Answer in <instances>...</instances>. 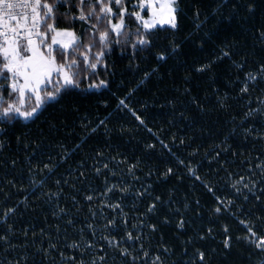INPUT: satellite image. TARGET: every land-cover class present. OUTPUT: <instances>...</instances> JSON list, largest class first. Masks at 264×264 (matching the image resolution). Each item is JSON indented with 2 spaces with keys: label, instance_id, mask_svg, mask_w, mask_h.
<instances>
[{
  "label": "trees",
  "instance_id": "trees-1",
  "mask_svg": "<svg viewBox=\"0 0 264 264\" xmlns=\"http://www.w3.org/2000/svg\"><path fill=\"white\" fill-rule=\"evenodd\" d=\"M138 1L40 0L78 40L26 118L0 88V264H264V0Z\"/></svg>",
  "mask_w": 264,
  "mask_h": 264
},
{
  "label": "rangeland",
  "instance_id": "rangeland-1",
  "mask_svg": "<svg viewBox=\"0 0 264 264\" xmlns=\"http://www.w3.org/2000/svg\"><path fill=\"white\" fill-rule=\"evenodd\" d=\"M176 2L177 0H139L133 14L144 29L163 25L173 27L175 26ZM121 13L123 15L125 10L123 9ZM123 25V19L116 22L111 21V27L116 33L122 29ZM57 30L54 31L49 43L40 40L39 31L29 40L9 41L3 49V58L6 60L3 69L7 73L0 72V88L7 87L9 92L16 93V98L10 103L9 109L17 116L22 118L28 116L23 109L27 100H32L37 106L42 103V90L45 87L71 82L69 65H57L51 51L56 47L68 51L77 42L78 37L68 29H59L64 30L70 36H66L67 42L62 41L64 38L62 37L57 44L55 40ZM258 243H264V239L260 238Z\"/></svg>",
  "mask_w": 264,
  "mask_h": 264
},
{
  "label": "built area",
  "instance_id": "built-area-1",
  "mask_svg": "<svg viewBox=\"0 0 264 264\" xmlns=\"http://www.w3.org/2000/svg\"><path fill=\"white\" fill-rule=\"evenodd\" d=\"M40 0H0V55L9 41H26L40 31Z\"/></svg>",
  "mask_w": 264,
  "mask_h": 264
},
{
  "label": "bare ground",
  "instance_id": "bare-ground-1",
  "mask_svg": "<svg viewBox=\"0 0 264 264\" xmlns=\"http://www.w3.org/2000/svg\"><path fill=\"white\" fill-rule=\"evenodd\" d=\"M65 35H67L64 30H57L56 32V36H55V40L57 42V44H59V40L64 37ZM67 40V38H65ZM63 46V45H62Z\"/></svg>",
  "mask_w": 264,
  "mask_h": 264
},
{
  "label": "crops",
  "instance_id": "crops-1",
  "mask_svg": "<svg viewBox=\"0 0 264 264\" xmlns=\"http://www.w3.org/2000/svg\"><path fill=\"white\" fill-rule=\"evenodd\" d=\"M68 31L72 32V33L74 34V36H76L75 33H74L72 30H68ZM66 36L69 37L70 35H69V34L65 35L64 38H62V41H64V42H65V41H66V42L68 41V38H67ZM65 37L67 38V40L65 39ZM76 40H77V37L75 38V41H76Z\"/></svg>",
  "mask_w": 264,
  "mask_h": 264
}]
</instances>
